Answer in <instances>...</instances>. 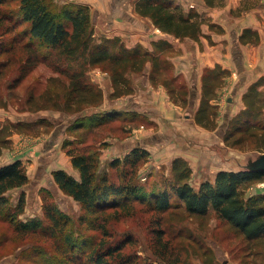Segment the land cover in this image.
<instances>
[{"label": "trees", "instance_id": "1", "mask_svg": "<svg viewBox=\"0 0 264 264\" xmlns=\"http://www.w3.org/2000/svg\"><path fill=\"white\" fill-rule=\"evenodd\" d=\"M204 1L209 7L224 3V0ZM135 11L150 18L155 28L179 39L200 40L204 35L202 25L207 22L212 30H222L198 11L191 9L186 12L176 0H136ZM259 41L258 31L243 29L241 43L257 44ZM173 46L170 41L159 39L153 41V49H149L141 44L128 46L120 36H97L94 11L87 3L68 2L59 7L54 0H0V107L8 105L1 84L11 75L14 74L8 85L9 91L17 89L40 64H46L56 72L45 82L39 77L27 85L29 97L26 105L32 113L54 109L76 114L67 128L76 139H68L64 147L69 148L68 154L80 178L64 169L54 171L53 176L63 192L81 204L85 212L81 218L84 225L102 233L92 250L82 256L68 248L57 247L55 251L60 253V260L48 250H41L39 256L44 264L57 261L61 264L77 261H81L80 264H137L135 255L127 250V246L134 242L133 236L115 237L109 230V224L121 216L131 215L134 200L141 202L149 198L147 207L158 215L153 248L164 261L193 264L190 256L200 255L205 264H216L213 250L202 249V246L197 248L191 236L187 248L177 250L173 245L167 225L178 210H183L188 216L203 218L214 214L227 223L240 240L235 248L238 264H256L260 256L264 257V194L245 195L246 186L263 179L264 171L220 170L214 181H202L196 187L192 183L190 163L183 157H176L170 163V174L163 178L161 186L147 192L146 185L140 184L139 173L150 151L142 144L135 145L122 160L111 162L114 168L122 161L123 182H117L109 171H99V157L92 150L88 138L111 121L117 112L102 110L105 94L92 83L90 69L102 67L109 74L113 88L109 97L112 99L134 93L133 77L147 74L151 84L164 85L175 103L180 104L188 90L177 88L176 77L169 72L173 64L167 53ZM229 74V69L220 64L205 68L202 96L194 112L198 125L209 130L218 127L217 111L212 102L218 98L217 91ZM261 84L262 80H258L249 86L243 97L245 107L236 116L228 118L223 136L227 147L243 149L245 144L250 151L264 152V90L259 88ZM185 102L183 100V104ZM129 115L145 116L137 111L124 114L125 118ZM48 119L40 116L33 121L0 126V156L14 132L28 131L33 125L44 124ZM28 182L29 176L21 160L0 166L1 223L7 222L15 227L20 224L19 216L26 209V193L22 191L19 194L16 204L10 202L6 193L21 189ZM45 215L60 237L67 232L71 224L68 216L59 213L50 203L45 205ZM0 238L5 241L6 232ZM30 255L32 257L33 254Z\"/></svg>", "mask_w": 264, "mask_h": 264}, {"label": "rangeland", "instance_id": "2", "mask_svg": "<svg viewBox=\"0 0 264 264\" xmlns=\"http://www.w3.org/2000/svg\"><path fill=\"white\" fill-rule=\"evenodd\" d=\"M244 1V0H243ZM55 4L59 7L68 2H78L71 0H54ZM86 3V2H80ZM94 11L95 19L97 22V13ZM258 17L261 21L264 20V16L258 13ZM209 21V18H207ZM228 28L231 29L235 26L232 21H226ZM107 25L104 27L97 22L96 33L97 36L107 35L104 31ZM226 31V32H225ZM218 35L204 34L202 37L207 39L208 45L214 46V55L221 59L222 54H227L230 48L231 32L228 29L221 30ZM109 36V35H107ZM211 36V39H209ZM216 37L217 40L213 39ZM200 40L192 39H179V44H173V48L168 51V57L172 64L169 72L176 77L175 85L177 88H185L188 90V94L182 97L186 100L183 104V100H180V104L169 106L176 111L178 119H170L168 115H164V112L160 108L155 107L154 103L146 99L139 98L140 109L139 113L143 115V112H150V116L130 117L125 118V112L123 106L128 103L126 97H122L118 100H111L109 94L112 92L111 81L109 74L103 70L102 67L91 68L89 73L91 75L92 83L102 89L106 97H108V104L102 110L116 113L115 116L106 125L99 128L100 130L92 133L89 138V144L92 143L91 148L96 151L99 157V171H109L112 177L117 182H123V163L120 161L114 168L111 167V162L114 160H122L123 157L128 154L123 153V141L130 138L134 133L139 132L140 127H145L150 130L152 134L170 136L173 133H187L190 137L196 136L200 142L203 139L210 136L206 133L204 135H198L197 131L193 128H186L183 126L185 114L191 111V92L194 89V83L191 81L190 72L193 71L194 61H196L201 55L208 54V58H211L209 54V48L205 47V41L203 38ZM123 39V38H122ZM203 41L205 43H203ZM206 43V44H207ZM141 44V43H139ZM142 45V44H141ZM219 45V47H218ZM224 45V47H223ZM134 46V45H133ZM145 47L144 45H142ZM148 48V47H146ZM217 48V49H216ZM204 57V56H203ZM232 60L233 58L230 57ZM185 63V65H184ZM190 64V65H189ZM189 65V66H187ZM210 67V66H207ZM196 68V67H195ZM206 67L201 71V96H202V76ZM211 68V67H210ZM231 72V70H229ZM52 74L56 72L48 67L46 64H40L30 77L23 82L17 89L13 91L8 90V85L11 82L13 75L4 80L2 85V94L8 99L7 107H0V126L9 125L10 123H17L19 121H33L40 116L49 118L45 120L44 124L33 125L28 131L14 132L10 136V143L4 148L2 155L0 156V166L11 163L16 160H21L25 168L26 173L29 176V182L21 189H13L6 193L10 198L12 204H16L19 194L24 191L26 193V209L23 214L19 216V223L16 225H10L7 222L1 223L0 221V235L6 232L7 239L4 241L0 238V264H44L43 259L39 256L41 250H48L51 254L61 260L60 253L57 254V247L68 248L74 254L82 256L84 253L90 252L94 243L101 236V231L91 230L87 225L82 222V217L85 212L82 209L81 204L76 201L70 195H67L56 183L53 172L59 169H64L75 178H80V173L72 164V158L68 154L69 148H65V143L69 140H75L74 133L68 131V120H73L76 114L64 112L61 110H42L39 113H32L28 110L26 101L29 97V93L26 92L27 85L30 82L36 81L39 77L42 82ZM246 77L242 82V74L235 73L234 80L224 81L222 88H226L221 99L219 101H213L215 110L217 111V125L214 129V141H215V157L219 161L216 162V170L218 168H225L226 170H236L231 161H227L223 153L228 150L229 155L236 156L238 153L243 155L249 154L248 149L244 144L243 149L227 147L223 136L227 129V121H225V113H228V117L232 118L239 114L245 107L244 93L248 90L249 86L262 80L261 85H264V77H259L258 80L252 82L251 74L243 72ZM135 91L133 94L139 97L144 92L145 78L142 74H137L133 77ZM139 81V83H137ZM239 84V85H238ZM154 88H158L159 85L151 84ZM235 85H238L239 89ZM260 85V86H261ZM259 86V88H260ZM264 90V87L260 88ZM221 91V89H220ZM178 92V91H177ZM169 94V93H168ZM145 96V94H143ZM200 96V100H201ZM228 98H233L232 102L228 101ZM192 100V101H191ZM199 100V103H200ZM193 103V102H192ZM218 103V104H216ZM103 106V105H102ZM199 105H197L195 111ZM135 112V111H133ZM166 112L168 110L166 109ZM162 113V114H161ZM194 113V112H193ZM161 114V116H159ZM174 115V114H173ZM158 116V117H157ZM194 119V114L192 115ZM166 119V121L164 120ZM67 122V126H63L62 123ZM134 122V123H133ZM136 129V130H135ZM135 131V132H134ZM208 134V135H207ZM148 136V135H147ZM196 142H199L197 141ZM50 145L47 148V145ZM140 144V143H138ZM209 144V142H208ZM157 145V144H153ZM192 145V144H191ZM162 145H158L156 152ZM148 149V148H147ZM154 149V148H153ZM155 152V150H153ZM126 152V151H125ZM149 162L147 160L140 169V184L146 185V190L149 192L151 188H159L163 178L169 176V165H162L157 173L155 169H145V164ZM207 169V168H206ZM218 173V172H217ZM153 175V178H152ZM192 183L197 187L199 181L194 179L192 175ZM264 194V178L255 181L246 186L245 195ZM150 202V198L147 201H133L134 211L131 215L121 216L120 219L112 220L110 225V232L118 238H123L127 235H131L134 238V242L127 246V250L133 253L134 258L138 261L137 264H175L169 263L161 259L156 250L153 248L155 239V228L157 227L156 219L158 215L152 209H149L146 203ZM50 203L55 209L64 216L70 218V225L67 232L63 236H59L55 231L45 215V205ZM183 219V220H182ZM169 235L173 245L177 250L187 248L190 245L188 238L191 236L195 239L197 248L202 246V249L211 248L216 256V264H238L239 260L236 259L237 252L236 247L240 241L233 229H230L228 224L219 220L214 214H210L207 218L188 216L183 210H178L171 217V221L168 223ZM28 228V230L26 228ZM19 232H15L18 231ZM30 231V233H28ZM51 244V246H50ZM194 246V245H193ZM194 251V249H190ZM30 254H33L32 257ZM30 255V257H28ZM77 261L74 264H80ZM190 262L193 264H205L204 259L200 255L190 256ZM46 264H50L47 262ZM55 264H61V261H57ZM256 264H264V257H259Z\"/></svg>", "mask_w": 264, "mask_h": 264}, {"label": "crops", "instance_id": "3", "mask_svg": "<svg viewBox=\"0 0 264 264\" xmlns=\"http://www.w3.org/2000/svg\"><path fill=\"white\" fill-rule=\"evenodd\" d=\"M74 1L86 2L89 4L97 13V22H99L103 27L107 25V27L104 28L106 34L109 36L122 37L128 46L141 43L145 47L153 49L152 42L159 39H166L173 44H179V38L163 33L159 29L155 28L150 18L142 17L135 11L136 0ZM176 3L186 12L191 9L196 10L206 19L209 18V22L217 24L222 30L226 28L229 32H231V50L225 55L222 54L221 59L214 55V46L211 45L210 47L206 41L207 39L202 37L207 43L206 44L203 41V43H205L206 52L207 48H209V52L211 50L209 53L211 58L205 57L208 56V54L201 55L200 57L198 55L197 61L195 57L193 71L190 72L191 81L194 83V89L191 92V97L193 98V101H191L193 103L191 102L190 105L192 108L191 111L182 117L185 123L183 126L186 130L187 128L195 129L198 135L208 133L210 136H207V138L200 142L201 139L197 140L196 136L190 137L185 132L178 133V131L175 130L176 133H173L170 136L167 135L164 137L163 134H160L159 137V135L152 134V132H150L151 129L147 130L145 127H140L138 129L139 132L134 133V135L130 138L123 141V149L125 148L123 153H127V151H130V149L140 143L150 151V156L148 158L149 162L145 164V169L156 170L164 164L170 165L172 160L176 157H183L190 163L195 180H198L199 183L206 180L214 181L218 171L226 170L225 168H218L216 170V162L219 160L217 159L218 156L215 157L214 129L209 130L198 125L190 114L192 113L193 115V112H195L194 108L199 105L201 96V71L204 67H215L220 64L224 69L231 70L230 74L225 78V81L236 79L234 76L237 72L238 74H242L241 84L244 83L243 80L246 77V74L244 75L243 72L251 74V78L253 80L252 82L258 80L259 77H264V20L261 21L258 17V13L264 16V0H224L223 5L218 4L210 7L204 0H176ZM242 6L245 8L240 10ZM226 21H232L235 26L232 29L230 27L228 28V23ZM245 28H251L252 30L259 32L260 41L257 42V44L252 42L244 44L240 42V36ZM202 31L204 34L211 35L213 33V35H218L215 33L217 31L212 30L209 27L208 22L202 25ZM187 39L188 38H186V40ZM213 39L217 40L215 36ZM230 57L233 59L231 60ZM142 76L145 78L144 85H147L144 88V92L141 93L139 97L136 93L133 95L123 96V98H127L126 102H128L123 106V110H141V101L138 99L143 97L146 99V97H148L149 101L153 102L155 107L160 108L162 112H164L163 116L168 115L167 113H169V120H172L173 118L178 119V115L175 116L176 111L169 107L171 105H175V103L171 100V97H169L165 86L159 85L158 88H154L149 81L148 75L142 74ZM137 83H139V81ZM238 85H235L233 92H235L236 88L239 89ZM261 87H264V85H261L260 88ZM225 89L226 88L222 87L218 89V98L215 101H219L221 99ZM143 94H145V96ZM108 101V97L105 96L102 108H105V106L109 103ZM166 109L168 112H166ZM143 113L149 116L151 114L146 111ZM161 114L159 116H161ZM228 118V113H225V121H227ZM164 120L166 121L165 118ZM68 121L63 122L62 125L66 127L67 122L70 124V120ZM196 140L199 142H196ZM159 144L162 146L156 152V148ZM49 146H51L50 142L49 145H47V148H49ZM153 150H155V152Z\"/></svg>", "mask_w": 264, "mask_h": 264}, {"label": "water", "instance_id": "4", "mask_svg": "<svg viewBox=\"0 0 264 264\" xmlns=\"http://www.w3.org/2000/svg\"><path fill=\"white\" fill-rule=\"evenodd\" d=\"M229 102L233 101V98H229ZM225 159L231 161L236 170L261 172L264 171V152L263 151H249V154L243 155L238 153L236 156L229 155V151L224 153Z\"/></svg>", "mask_w": 264, "mask_h": 264}]
</instances>
